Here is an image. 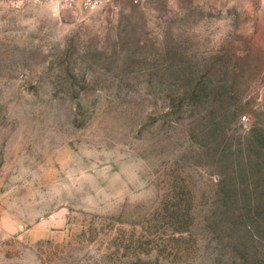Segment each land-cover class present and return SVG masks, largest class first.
Wrapping results in <instances>:
<instances>
[{
    "label": "rangeland",
    "instance_id": "374dc122",
    "mask_svg": "<svg viewBox=\"0 0 264 264\" xmlns=\"http://www.w3.org/2000/svg\"><path fill=\"white\" fill-rule=\"evenodd\" d=\"M0 0V264H264V0Z\"/></svg>",
    "mask_w": 264,
    "mask_h": 264
},
{
    "label": "built area",
    "instance_id": "2783aa9c",
    "mask_svg": "<svg viewBox=\"0 0 264 264\" xmlns=\"http://www.w3.org/2000/svg\"><path fill=\"white\" fill-rule=\"evenodd\" d=\"M112 0H84L83 3L86 8L89 9H97L101 7L103 4L111 2ZM138 1V0H135Z\"/></svg>",
    "mask_w": 264,
    "mask_h": 264
}]
</instances>
